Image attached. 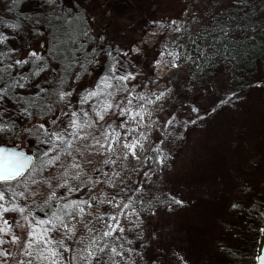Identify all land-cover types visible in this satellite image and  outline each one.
<instances>
[{
    "label": "snow or ice",
    "instance_id": "6c2138e0",
    "mask_svg": "<svg viewBox=\"0 0 264 264\" xmlns=\"http://www.w3.org/2000/svg\"><path fill=\"white\" fill-rule=\"evenodd\" d=\"M18 3L19 0H5V10L11 13ZM53 3L55 0H48L45 6ZM175 24L172 20L169 26ZM20 30L19 23L0 16V142L11 139L15 143L34 136L45 147L32 154L16 147H0V246L9 243L20 248L23 259H16L15 264H155L159 257L148 253L150 245H145L137 229L158 209L151 200L144 199L143 182L139 186L130 183L122 174L124 169L116 167L119 155L113 149L118 144L124 159L129 155L139 159L137 147L144 145L136 137L143 136L149 141L145 152L152 153L142 161L148 166L142 175L148 178L167 167L170 155L166 149L170 142L181 138V129L186 130L205 116L200 108L189 106V114L181 118L183 113L175 108L166 111L162 103L157 104L171 91L166 85L155 91L148 88L145 94L143 89L157 81L151 76H146V83L137 79L143 70L136 69L135 61L128 57L130 53L138 57L144 51L139 46L125 51L97 45L87 66L73 52L70 63L79 68L67 74L60 71L59 60L51 49L48 55L18 49L13 36ZM174 30L182 31L179 27ZM69 39L75 43V36ZM53 41L62 42L59 30L53 34ZM80 48L84 45L80 44ZM160 55L172 57L170 66L176 69L183 59L179 47L171 52L165 49L153 58L156 67L162 63L157 58ZM108 58L111 63L107 74L100 76L97 66L103 67ZM80 70L85 75L97 73L90 86L82 83ZM65 75L69 76L66 84ZM48 76L62 85L55 105L49 96L51 89L45 87L51 83ZM101 98L102 102L93 103ZM211 111L215 113L216 107ZM145 120L151 125L144 124ZM141 128L145 131L139 132ZM96 154H110L104 164L111 174L97 168L94 177L85 178L87 166ZM153 162L155 169L150 166ZM184 203L170 194L166 206ZM231 206L239 207L237 203ZM94 208L99 211L94 212ZM77 225H83L79 234ZM125 244L129 245L127 249ZM12 257V251L0 249V264H10ZM172 257L175 264H187L178 252H173ZM256 259L264 264V254Z\"/></svg>",
    "mask_w": 264,
    "mask_h": 264
},
{
    "label": "rangeland",
    "instance_id": "374dc122",
    "mask_svg": "<svg viewBox=\"0 0 264 264\" xmlns=\"http://www.w3.org/2000/svg\"><path fill=\"white\" fill-rule=\"evenodd\" d=\"M80 1L82 0H55V3L46 7L48 0H26L25 8L29 13L61 12V9L66 11ZM94 1L100 6L96 11L100 29L95 46L107 44L113 48L112 43L116 41L133 40L131 48H146L143 56L148 57L147 66L146 62L140 63L133 59L137 57L133 53L128 57L135 61L136 69L143 70L144 74L138 75V80L146 83V76H151L153 81H157L143 89L145 94L148 88L155 91L166 85L171 91L157 101V104L162 103L166 111L175 108L178 113H183L181 118L189 114V106L200 108L201 115L205 116L195 125H188L186 130L181 129V138L170 142L166 149L170 155L167 167L156 176L148 177L146 182H143V176L138 175V170L148 154L145 149L149 141L137 135L136 138L144 145L143 148L137 147L139 159L130 155L124 159L118 144L113 149L119 155L116 167L124 169L122 174H126L127 181L136 186L143 182V190L148 183L147 192L155 197H169L171 194L185 202L183 205L174 204L167 211H156L138 229L144 243L150 245L148 253L159 257L155 264H166L170 260L172 264L175 263L173 252L183 255L187 264H203L214 242L221 238L223 228L234 223L231 205L249 204L257 195L264 196V88L252 86L229 102L225 99L229 94L226 81L232 75L230 68H225L218 76L205 83L200 81L196 88L190 87L183 77L189 60L187 47L192 37L200 25L206 23L205 16L225 0H182L187 5V10L171 26V20L162 15L146 18L145 15L143 17L134 13L131 0ZM176 27L182 31L177 33L174 30ZM13 41L18 49L29 52L25 45L17 44L14 36ZM177 47L183 57L178 69L170 66L172 57L167 55L158 56L162 63L159 67L154 66L152 61L157 53L165 49L171 52ZM37 50V45L32 48V51ZM139 56L138 59L142 60V53ZM97 70L100 76L107 74V67L97 66ZM96 75L97 73L84 75L82 83L90 86ZM100 102L102 98L93 101ZM148 107L151 108L152 105ZM212 107H216L215 113L211 111ZM192 115L195 116L194 113ZM143 123L151 125L149 120ZM138 131L143 132L145 128ZM148 131L152 132V136L155 135L151 127ZM108 155L110 154H101L103 162ZM95 175L96 173L91 177ZM99 187L103 189L104 185ZM93 211L99 210L94 208ZM38 215L44 218L43 214ZM148 215L147 212L144 213V216ZM139 219L137 217V221ZM16 231L19 234V230ZM1 247L13 252L12 261L23 259L17 245L5 243Z\"/></svg>",
    "mask_w": 264,
    "mask_h": 264
},
{
    "label": "trees",
    "instance_id": "16d2710c",
    "mask_svg": "<svg viewBox=\"0 0 264 264\" xmlns=\"http://www.w3.org/2000/svg\"><path fill=\"white\" fill-rule=\"evenodd\" d=\"M96 3L94 0H82L63 12L29 13L25 8L26 0H19L18 5L12 9L11 13H8L5 10V0H0V16L11 18L13 22L21 25L19 34L14 35L17 44L25 45L29 52L37 45V53L40 55H48L51 49L59 60L60 71L71 74L79 68V65L70 63L73 59V52H75V58L87 66L93 56L92 50L96 48L94 42L100 29L96 15L100 6L98 7ZM131 5H133L134 13L137 12L143 17L144 15L146 18L162 15L171 21L179 19L187 10V5L182 3V0H131ZM68 12L72 13L71 17L67 16ZM205 18L206 23L200 25L187 47L189 60L183 75L187 84L196 88L200 81L205 83L218 76L225 68H230L232 75L226 81L229 94L225 101L244 93L252 86L264 85V0H225ZM36 20H39L38 24L35 23ZM57 30L61 33L62 42L53 41V34ZM85 32L88 33L87 36L84 35ZM69 36H75V43L69 39ZM132 43L133 40H123L116 41L112 45L113 49L127 51ZM80 44L84 45L83 49L80 48ZM133 59L140 63L146 62L147 66L148 57L146 55L142 60L138 57ZM192 60L196 63H191ZM110 61L111 58H108L103 68L108 67ZM78 75L83 77L85 73L80 70ZM40 78L43 83L44 76ZM48 79L51 83L45 87L51 89L49 96L55 105L57 104V93L62 85L52 76H48ZM68 82L69 76L65 75L63 83ZM258 87L264 88V86ZM0 145L16 147L28 154L44 150V146L36 141L34 136L26 137L15 143L11 139H6L0 142ZM147 155L150 157L152 153L148 152ZM150 166L153 169L157 167L154 162ZM97 168H100L102 172L110 171L105 167L101 154L94 155L92 163L87 166L85 178L93 176ZM147 168L148 166L142 163L138 175L143 176L142 173ZM156 174L149 177L156 176ZM146 181L147 178L143 176V182ZM147 187L148 183L143 190L144 199L151 200L159 211H167L169 207L166 205L169 197L166 195L155 197L147 192ZM237 204L239 205L237 209L232 208L231 217L234 223L228 228H223L221 238L214 242L203 264H254L259 234L264 227V196L257 195L249 204ZM173 205L171 204L170 207ZM145 207L148 205L146 204ZM77 229L79 234L83 230V225H77ZM137 231L139 232L138 229ZM133 242L135 245V239ZM87 243V238H85V244ZM127 247L129 245L125 244V248ZM0 249H2L1 246ZM10 264H15V262L11 260Z\"/></svg>",
    "mask_w": 264,
    "mask_h": 264
},
{
    "label": "water",
    "instance_id": "95a60500",
    "mask_svg": "<svg viewBox=\"0 0 264 264\" xmlns=\"http://www.w3.org/2000/svg\"><path fill=\"white\" fill-rule=\"evenodd\" d=\"M0 147H7V146H0ZM7 148H11V147H7ZM261 254H264V232H262V231L260 232L259 238H258V244H257V248H256V256H255L254 264H259L256 257L261 255Z\"/></svg>",
    "mask_w": 264,
    "mask_h": 264
}]
</instances>
